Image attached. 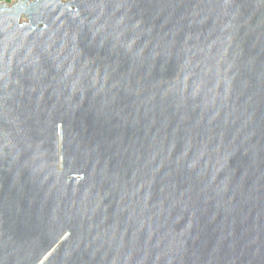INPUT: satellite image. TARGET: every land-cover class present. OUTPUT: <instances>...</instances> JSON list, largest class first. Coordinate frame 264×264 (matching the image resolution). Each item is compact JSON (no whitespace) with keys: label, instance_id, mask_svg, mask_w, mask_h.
I'll list each match as a JSON object with an SVG mask.
<instances>
[{"label":"water","instance_id":"95a60500","mask_svg":"<svg viewBox=\"0 0 264 264\" xmlns=\"http://www.w3.org/2000/svg\"><path fill=\"white\" fill-rule=\"evenodd\" d=\"M0 264H264V0L0 1Z\"/></svg>","mask_w":264,"mask_h":264},{"label":"trees","instance_id":"16d2710c","mask_svg":"<svg viewBox=\"0 0 264 264\" xmlns=\"http://www.w3.org/2000/svg\"><path fill=\"white\" fill-rule=\"evenodd\" d=\"M0 1H6V2H8V3H11V2H13L14 0H0Z\"/></svg>","mask_w":264,"mask_h":264},{"label":"rangeland","instance_id":"374dc122","mask_svg":"<svg viewBox=\"0 0 264 264\" xmlns=\"http://www.w3.org/2000/svg\"><path fill=\"white\" fill-rule=\"evenodd\" d=\"M67 1V0H66ZM23 21H26V19H23Z\"/></svg>","mask_w":264,"mask_h":264}]
</instances>
